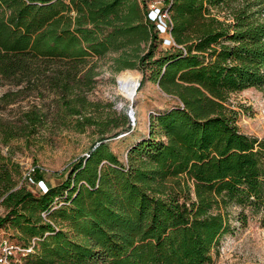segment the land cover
<instances>
[{"label":"trees","instance_id":"16d2710c","mask_svg":"<svg viewBox=\"0 0 264 264\" xmlns=\"http://www.w3.org/2000/svg\"><path fill=\"white\" fill-rule=\"evenodd\" d=\"M228 2L164 0L151 20L146 0H0V87L10 86L0 103L35 97L17 124L0 119V144L29 142L45 127L50 113L36 98H51L61 119L76 117L79 132L102 129L65 178L38 195L18 187L21 166L0 146L8 209L0 228L13 223L26 246L37 238L25 264H207L229 227L223 209L262 197L264 139L240 131L228 99L264 89V20L243 8L226 23L212 10ZM164 32L174 44L158 52ZM108 54L118 70L139 68L178 99L151 117L126 162L104 135L130 130L128 118L87 116L90 103L77 91L93 80L92 59Z\"/></svg>","mask_w":264,"mask_h":264},{"label":"rangeland","instance_id":"374dc122","mask_svg":"<svg viewBox=\"0 0 264 264\" xmlns=\"http://www.w3.org/2000/svg\"><path fill=\"white\" fill-rule=\"evenodd\" d=\"M146 1L149 10L163 8L165 4L164 0ZM243 8L255 12V17L264 20V0H230L214 8L212 12L220 20L231 23L234 20L233 13ZM153 18L151 13L150 19H157ZM165 39L172 38L165 32L161 34L157 42L158 52L173 46L174 42L170 44ZM114 56L116 54L92 59L89 66L94 67L93 80L77 91L86 95L91 104L87 106V116L95 119L128 118L130 130H123L118 136L111 137L115 132L121 131V128L112 129L104 135L108 137L107 141L112 150L126 162L129 148L149 136L151 117L177 105L178 99L164 92L149 78H144L139 68L118 70ZM129 72L134 73L140 80L134 99H130L122 87V79ZM9 87H0V96ZM34 99L33 95H20L11 105L0 103V119L4 123L17 124L21 107H27ZM36 99L50 113L45 127L32 135L29 142L22 138L13 141L10 149L2 144L0 146L3 147L5 155H10L21 166L20 173L16 176L18 187L24 186L38 195L40 188L38 181H34L35 168H40L48 185L59 184L71 164L87 155L92 145L102 136V129L97 125H87L83 132H79L75 125L76 117L61 119L62 116L51 98L46 101ZM228 104L238 112L241 132L264 139V89L249 87L231 93ZM7 211L3 204L0 205V216H5ZM223 211L227 212L229 227L212 248V259L207 264H264V181L263 194L259 200L252 198L244 205H231ZM43 213L45 221L57 225L48 218L46 212ZM2 237L23 245L27 241L19 228L11 222L0 228V238ZM25 262L24 259L19 264Z\"/></svg>","mask_w":264,"mask_h":264},{"label":"built area","instance_id":"2783aa9c","mask_svg":"<svg viewBox=\"0 0 264 264\" xmlns=\"http://www.w3.org/2000/svg\"><path fill=\"white\" fill-rule=\"evenodd\" d=\"M155 7V6H154ZM157 10V11H156ZM150 13H153L154 18L157 17V15L161 14V7H156L155 10L152 9ZM163 21H166V18H168V12L165 11L162 14ZM153 18V19H154ZM166 31V29H165ZM166 42L172 44V39H165ZM38 186L40 188L39 192L45 193L48 191L49 186L45 180H38ZM0 205H1V199H0ZM43 215H46L43 213ZM52 223V222H51ZM37 241V238H33L31 240V243L29 245H22L15 242H12L8 238H0V264H19L22 263V261L25 259V257L33 251L34 245Z\"/></svg>","mask_w":264,"mask_h":264},{"label":"bare ground","instance_id":"6f19581e","mask_svg":"<svg viewBox=\"0 0 264 264\" xmlns=\"http://www.w3.org/2000/svg\"><path fill=\"white\" fill-rule=\"evenodd\" d=\"M139 82V78L132 72L127 73L122 79V87L130 99L135 98Z\"/></svg>","mask_w":264,"mask_h":264}]
</instances>
